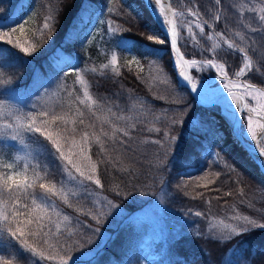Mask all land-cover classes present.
I'll return each instance as SVG.
<instances>
[{
	"label": "trees",
	"instance_id": "1",
	"mask_svg": "<svg viewBox=\"0 0 264 264\" xmlns=\"http://www.w3.org/2000/svg\"><path fill=\"white\" fill-rule=\"evenodd\" d=\"M251 1L244 0L249 6H253L254 3H250ZM169 2L176 9H185L186 0H169ZM198 2L202 4L201 12L203 13L205 7L208 6L207 0H198ZM236 2L239 3L240 0ZM255 3L264 5V0H256ZM109 7L113 9L112 12L108 11ZM49 14L55 17L54 27L50 32L47 30L40 32L43 18ZM251 15L254 14L246 13V17ZM235 19L233 15L229 25L240 30L239 26L234 23ZM13 20H18V23H12ZM110 21L112 27L117 29L114 33L108 30ZM0 23L7 25L0 27V34L9 33L14 44L18 41L24 47L36 49L32 55H25L14 44H7L6 40H0V48L4 49L3 54L6 57L0 66V80L5 81L0 84V92L5 89H14L16 94L29 99L30 91L35 93L40 83L48 85V91L61 82L69 87H77L74 74L68 75L65 80L63 73L59 71L60 68L66 70L62 61L67 59L71 63L78 61L80 68L87 66L97 69V73L88 72L86 74L94 97H107L109 103L119 104L120 108L125 110L123 114L129 116L135 115L134 112L127 111L135 99L145 101L146 107L151 109V115L148 116L150 123L138 124L137 130L133 132L135 143L132 144V148L134 151L129 152L123 161L124 165L129 166V170L123 172L106 164L98 165L99 179L104 187L102 190L95 185L93 187L114 203L134 211L139 207L141 200L145 201L147 197H150L148 192L151 191L153 194L157 190L159 176L165 171L167 163L162 161L156 163L160 157H165L162 156L161 147L144 141L164 140V130H167L170 136L178 138L176 140L178 144L174 148L176 157L171 165L174 166L171 168L173 171L188 165L197 167L201 162V154L211 147L220 151L232 164L233 169L243 175V179L240 180L241 184L245 182L256 184L264 190V174L256 161L234 138L228 125L214 116L211 107L199 104L188 89L178 83L168 46L153 43L147 39L148 35L161 39L163 33L143 0H0ZM21 23L24 24L23 30L19 26ZM91 25L93 29L84 40L83 37ZM216 31H225L223 22L216 26ZM205 32L208 33L209 29L206 28ZM251 35L257 39L258 44L264 43L259 33ZM122 38L129 42L130 51L121 49L119 42ZM197 40L198 43L193 46L188 41L184 42L186 46H181L184 55L201 59L208 58L207 52L201 54L200 51L201 48H206L204 46L206 38L198 34ZM143 45H149L161 51L158 56L146 55L142 49ZM228 51L226 48L218 50L215 58L220 62H225L229 75L234 77L235 72L242 65V58L239 54L230 55ZM113 54L116 56V64L101 75V67L104 64L111 65ZM133 57L140 61L143 70L134 63L129 64ZM255 60L256 57H254V62ZM113 68L119 71L118 76L113 74ZM191 72L192 76L197 74L195 70ZM243 78L264 87V77L256 71L248 72ZM164 80L168 82H162ZM49 98L56 100L51 103L53 105L66 104L69 100L64 93ZM173 100L180 102L173 103ZM81 107L86 114V123L87 118L95 120L86 107ZM212 107L217 109L215 105ZM185 110L187 115H182ZM97 115L103 117L107 113L97 112ZM156 115H160L161 119L157 121ZM173 118H180L183 123L172 125L170 120ZM96 124L99 128V121H96ZM152 124L161 129L160 134L144 130ZM105 128L107 130V126ZM39 139L34 137L30 141L31 147L40 152V163L52 170V158L40 147ZM164 142L167 144V141ZM89 154L92 161L98 162L100 157L97 146L94 145ZM169 159L170 157L167 160ZM50 178L60 181L62 175L59 171H53ZM221 179L222 177L217 181ZM115 185L120 186V195H116L113 191ZM218 186H221L220 191L215 189L205 191L211 201L210 206L201 197L196 198L190 204L209 210L212 207H218L220 203L217 201L222 202L223 189L237 185L233 180H229L228 183L223 181L221 185L219 182ZM236 195L239 196L238 192L234 191L232 196ZM227 198L231 199L225 196L223 201ZM73 203L77 202L73 201ZM262 205L264 206V202ZM60 206L64 213L73 217L74 220L78 219L85 225L89 223L97 225L90 217L78 214L73 208ZM79 206L91 208L92 203L83 200ZM106 220L108 219L106 218L103 222ZM102 223L98 226L102 227ZM139 227L138 219L126 217L116 228L115 234L87 264H141L139 254H135L142 234ZM81 232L82 235L74 236L68 241L70 245L75 241H79V245L82 244V246L73 248L72 256L92 244L88 241L95 238L96 233L90 228H83ZM0 237L3 239V244H0V264L4 261H11V264H24L17 258L18 242L10 240L3 234H0ZM198 240L204 239L191 230L174 236L162 248L156 244L157 256L153 264H224L228 246H232L235 250L232 256L236 258V264H264V228L250 227L243 234L234 235L230 241H224L221 249L209 250L201 246ZM49 243L55 244L56 242L49 240ZM37 247L48 251V245L38 244ZM33 260L35 264H55L53 261L39 260V258H30L28 264H32Z\"/></svg>",
	"mask_w": 264,
	"mask_h": 264
},
{
	"label": "snow or ice",
	"instance_id": "2",
	"mask_svg": "<svg viewBox=\"0 0 264 264\" xmlns=\"http://www.w3.org/2000/svg\"><path fill=\"white\" fill-rule=\"evenodd\" d=\"M207 5L202 13V4L198 0H186L185 10L177 11L171 3L165 5L162 0H146V7L151 8L156 15L160 31L163 33L161 39H157L154 35H148L147 39L153 43L168 46L177 76L191 86L192 92H197V83L195 78L188 74L187 68H210L219 73L224 89H227L231 101L235 102V107L231 102L226 105L224 112L237 142L256 141V145L250 144V146L254 151L258 147V155L264 157V132L260 134L262 139L258 140L253 126L254 119L257 123L259 119H264V87H257L247 81L237 83L236 80L229 78L226 63L214 59L218 50L226 48L229 50L228 54H239L242 58V66L235 72L236 77L252 71L264 77V70H262L264 69V43L258 44L257 39L251 35L259 33L261 41H264V6L257 9L255 6H249L244 0H240L239 3L236 0H207ZM108 11L112 12L113 9L109 7ZM246 13L254 15L246 17ZM233 15L236 17L234 23L240 30L229 25ZM206 16L209 18H205ZM221 22L224 24L225 31H216V26ZM12 23H18V20H13ZM54 23L53 15L44 16L39 31H52ZM5 26L7 25L0 23V27ZM19 26L23 30L24 24L21 23ZM206 28L209 29L208 33L205 32ZM108 30L113 33L117 30L112 27L111 21ZM195 30H198L200 37H205L206 41L211 42L207 48L200 49L201 54L204 52L209 54L208 58L203 60L188 59L181 52V46H186L185 41L198 43ZM182 32H185V35L182 36ZM0 40H6L7 44H14L9 33L0 34ZM119 45L122 50H131L126 39L122 38ZM14 46L25 55H32L36 50L24 47L18 41ZM142 49L146 55L152 56H158L161 51L149 45H143ZM3 53L4 49L0 48V66L6 59ZM254 57H256L255 62ZM62 63L66 66V70L60 68L59 71L63 73L65 80L68 75L74 74L77 87H69L61 82L57 85L55 92L49 93L48 85L40 83L33 94L37 96V100L28 111L23 110L28 105L22 106L17 103L21 105L17 106L10 103L7 97L0 98V234L18 242L17 258L24 264H28L30 258L53 261L55 264H81L75 256L71 255V252L74 247L82 245H79V241L70 245L68 241L74 236L82 235L81 229L92 228V226L85 225L78 219L74 220L73 217L64 213L60 205L73 208L78 214L90 217L97 225L111 215L113 209H118V204L92 188V185L101 190L104 187L99 179L98 165L106 164L118 171L127 172L129 166L124 165L123 161L129 152L134 151L133 132L137 130L138 124L150 123L148 116L151 115V109L146 107L145 101L135 99L127 109L135 115H125L123 114L125 110L121 109L119 104L109 103L107 97L93 96L86 74L97 73L95 67L80 68L78 61L71 63L67 59ZM133 63L143 70L140 61L135 57L129 61V64ZM115 64L116 56L113 54L111 65L104 64L100 74L102 75L105 70ZM113 74L118 76L119 71L113 68ZM2 83L5 81L0 80V84ZM234 88L242 89V91L238 94L233 91ZM42 89L44 91L41 95ZM59 93H64L69 98L66 104H47L46 97ZM241 101L246 102L242 104ZM251 101H255V107L250 106ZM81 106L86 107L95 120L87 118L86 123V114ZM97 112H106L107 115L102 117L97 115ZM182 115H187V111H183ZM245 115L247 116L246 128L243 124ZM155 119L158 121L161 116L156 115ZM96 121H99V128ZM170 123L175 125L183 123V120L173 118ZM259 127L264 129V124H259ZM144 130L161 133V129L155 124ZM34 137L40 138L38 140L40 147L51 156L52 170L40 163V152L32 149L30 141ZM163 137L164 140L150 139L144 142L165 148L164 141H167L170 148L175 137L170 136L167 130L163 131ZM94 145L99 150L98 162L92 161L89 154ZM21 151L23 155L19 154ZM84 161L87 163H83ZM53 171H59L62 175L60 181L50 178ZM215 175L218 177L219 173ZM183 187L186 188L187 184ZM113 191L116 195H120V186L115 185ZM185 195L189 193L185 192ZM224 195L228 196L232 193L225 192ZM240 195H244L243 189L240 190ZM200 196H203V193H197L193 198ZM83 200L90 201L92 207L79 206ZM73 201L77 203L74 204ZM207 203L211 205L210 200ZM194 215L201 217L204 213L197 211ZM232 220L238 223H225L220 220L218 223L211 224L212 234L217 240L223 241L230 239L232 235H241L248 231L250 226L264 228V223L257 224L254 219L246 215H235ZM92 230L95 233L100 232L99 227ZM49 240H54L56 243L50 244ZM0 244H3L2 237H0ZM38 244L48 245V251L37 247ZM3 264H11V261H4ZM32 264H35L34 260Z\"/></svg>",
	"mask_w": 264,
	"mask_h": 264
},
{
	"label": "rangeland",
	"instance_id": "3",
	"mask_svg": "<svg viewBox=\"0 0 264 264\" xmlns=\"http://www.w3.org/2000/svg\"><path fill=\"white\" fill-rule=\"evenodd\" d=\"M255 1L256 0H252L250 3L253 2V6L257 7V9L264 6L259 3L256 4ZM176 10L184 11L185 9ZM179 22L180 20L178 18V23ZM92 29L93 25H91V28L85 33L83 37L84 40L87 39L86 37L90 34ZM195 31L198 38V30ZM181 35H185V32H182ZM188 43L193 46V44L197 42L188 41ZM210 44V41L205 40L204 46L206 48L210 46ZM196 45L198 47L200 46L198 44ZM190 58L202 60L195 56ZM214 59L219 61V59L215 57ZM192 70L197 72V74L194 75L196 83H207L208 86L211 87V91L214 93H216V91L227 90L224 89L223 83L219 79L218 72L215 69L192 68ZM243 76L245 75H242L241 77L243 78ZM229 78L237 77L229 75ZM237 83H239V81H237ZM55 87L49 90V93L55 92ZM33 94L34 92L30 91L31 97L25 99L16 94L14 89L11 91L5 89L0 92V98L7 97L9 98L10 103H19L22 106L28 105L27 108L23 109L24 111H28L31 108V105L37 100V96ZM42 94L43 91H41V95ZM55 96L56 95H50L49 97ZM49 97L46 98V102L49 105H53L51 103L56 100ZM250 104H255V101H251ZM21 105L17 104V106ZM243 124L246 128L247 116H244ZM177 139L178 138L175 137L170 148H168L167 144H165V148H161V152L163 153L162 156L165 157H160L156 160V163L162 161L167 163V166L165 171L159 176L157 190L153 194H151V191L148 192L150 197H147L145 201L141 200L139 202V207L134 211L128 210L119 205L118 209L112 210V214L107 217L108 220L102 223V227L92 223L88 224L92 226V228H90L91 230L99 227L100 232L95 234V238L89 240L92 244L86 247L83 251L74 254L81 264H87V262L92 260L96 254L100 252L106 242L115 234L117 230L116 228L126 219V217H134L140 221L139 228L141 229L142 234L139 238L137 248L135 249V254H139L141 264H153L155 261L154 259L157 256V249L155 248L156 244L162 248L171 238L179 235L183 231L192 230L195 234L203 237L204 240H198L201 242V246L213 250L217 248L221 249L223 242L230 241L234 235H232L230 239L219 241L212 234L211 224L218 223L220 220H223L225 223H238L237 221L232 220V217L235 215H246L250 219H254L257 224L264 223V206L262 205L264 202L263 188L256 184H248L247 182L241 184L240 180L243 179V175H240L233 170L232 164L229 160H226L224 155L217 149L215 150L211 147L205 149L201 154V162L197 167L188 165L173 171L171 168L174 166L171 165L174 157H176L174 148L178 144L176 141ZM166 150L167 155H165ZM158 151L160 152L159 149ZM22 152L23 151L19 154L23 155L24 153ZM169 157L170 159L167 160ZM83 163H87V161H84ZM216 173H219L218 177L215 175ZM220 177H222L221 181H219L220 185L223 184V181L228 183L229 180H233L237 185L236 187L232 186L231 188L226 187L223 189V192H231L233 195L235 191L238 192L239 196L236 195L234 197L228 195L231 199L227 198L223 201V198L226 195L221 193L223 195V198H221L222 202L217 201L220 205H218V207H212L210 210L202 209L190 204V202L196 199L193 197H196L197 193H203V196L200 197L204 201H209L208 194L205 193V191H210L211 189H219L220 191L221 186H218L219 182L217 181L220 180ZM184 184H187L186 188L183 187ZM92 188H94L93 185ZM94 189L96 190V188ZM241 189H243V196L240 195ZM185 192H188L189 195H185ZM197 211L204 213V215L197 217L194 215ZM77 227H79V225H77ZM226 249L227 254L225 255L224 264H236V258L232 256V253H235V250L232 246H228Z\"/></svg>",
	"mask_w": 264,
	"mask_h": 264
},
{
	"label": "water",
	"instance_id": "4",
	"mask_svg": "<svg viewBox=\"0 0 264 264\" xmlns=\"http://www.w3.org/2000/svg\"><path fill=\"white\" fill-rule=\"evenodd\" d=\"M143 1H144V3H146V0H143ZM166 2H167V4L170 3L169 0H166ZM171 6H172V5H171ZM147 8H148L150 14L152 15L153 19L155 20L156 24H157L158 27H159V22H158V20H157V18H156V15L152 12V9H151V8H149V7H147ZM159 29H160V27H159ZM181 52L183 53L182 50H181ZM185 57L188 58V59H192V58H190V57H187L186 55H185ZM193 59H194V58H193ZM191 68H192V67L187 68V72H188V74H189L190 76H192V74H191ZM234 79H235L236 81L238 80V81H241V82L245 81L242 77H237V78H234ZM178 83L181 84L182 86H185V87L188 89V91L190 92V94L192 95V97L194 98V100H196L199 104H201V105H203V106L211 107V111H212V113L215 115V117L218 118L219 120L225 122L226 124H228V127H229V123H228V121H226L225 117H223V116L221 115V111H220L219 109H214V108L212 107V106H214V105H217L218 102H219V100L222 99L223 97H225V96L228 94V91H227V90L218 91V92H216V94H214V95L212 96V98H210V99H208V100H204V99H201L200 97H198V96L196 95V93L192 92V91H191V86L188 85L185 81H181V80L178 79ZM249 83H251V82H249ZM251 84H253V83H251ZM254 85H256V84H254ZM256 86H257V87H261L260 85H256ZM233 91H236L238 94L240 93V91L237 90V89H233ZM244 102H246V101H241L242 104H243ZM238 114H239V113H238ZM229 128H230V127H229ZM230 129H231V128H230ZM231 131H232V129H231ZM262 132H264V129H263ZM232 134H233V131H232ZM233 136H234V134H233ZM234 138H236V137L234 136ZM236 139H237V138H236ZM239 144L242 146L243 149H245V150L247 151V153L251 156V158H253V159L257 162V160L253 157V152H254L253 147H251V146H250L249 144H247L246 142H240ZM255 151H259L258 147L256 148ZM257 164H258V167H259V169L261 170L262 174H264V169H262L261 165H260L258 162H257Z\"/></svg>",
	"mask_w": 264,
	"mask_h": 264
},
{
	"label": "bare ground",
	"instance_id": "5",
	"mask_svg": "<svg viewBox=\"0 0 264 264\" xmlns=\"http://www.w3.org/2000/svg\"><path fill=\"white\" fill-rule=\"evenodd\" d=\"M162 3H164L165 5H167L166 0H162ZM158 10H159V9L157 8V11H158ZM176 74H177V70H176ZM218 75H219V73H218ZM177 77H178V76H177ZM178 78H179V77H178ZM230 79H232V78H230ZM179 80L184 81L182 78H179ZM233 80H234V79H233ZM239 83H241V81H239ZM248 83H249V82H248ZM235 89H237V88H235ZM237 90H239L240 92L242 91V89H237ZM221 91H223V90H221ZM216 92H217V91H216ZM194 93H196V95H197L198 97H200L201 99H204V100H208V99L212 98V96H213L214 94H216V93H214V92L211 91V87L208 86L207 83H205V84H199V83H197V92H194ZM200 94H201V96H200ZM230 102L232 103L233 107H235V102H232V101H231V98H230L229 94H227L225 97H223L222 99H220L219 102H218V106L220 107L221 115H222L223 117H225L224 108H225V106L228 105ZM250 106L255 107L256 105H255V104H250ZM245 116H246V115H245ZM256 119H259V118H256ZM259 124H264V119H259V123H257L256 120L254 119V124H253V126H254V128H255V130H256V132H257L258 140H259V139H262V137H261L260 134H261L262 131H263V129H262L261 127H259ZM246 143L249 144V145H250V144H252V145H256V144H257L256 141H247ZM253 157H254V158L257 160V162L261 165L262 169H264V157L259 156V155H258V151H254V152H253Z\"/></svg>",
	"mask_w": 264,
	"mask_h": 264
}]
</instances>
